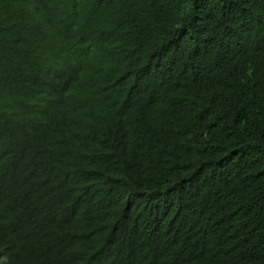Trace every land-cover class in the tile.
<instances>
[{
  "label": "trees",
  "instance_id": "1",
  "mask_svg": "<svg viewBox=\"0 0 264 264\" xmlns=\"http://www.w3.org/2000/svg\"><path fill=\"white\" fill-rule=\"evenodd\" d=\"M0 264H264V0H0Z\"/></svg>",
  "mask_w": 264,
  "mask_h": 264
}]
</instances>
